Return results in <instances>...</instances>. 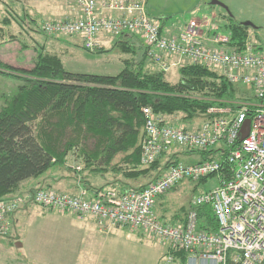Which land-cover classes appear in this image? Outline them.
I'll return each mask as SVG.
<instances>
[{
    "label": "built area",
    "instance_id": "2783aa9c",
    "mask_svg": "<svg viewBox=\"0 0 264 264\" xmlns=\"http://www.w3.org/2000/svg\"><path fill=\"white\" fill-rule=\"evenodd\" d=\"M69 1L77 5L78 15L44 20L40 27L47 36H79L84 48L96 51L102 46L100 36L132 35L143 41L148 56L164 71L175 58L202 64L236 86H247L252 94L243 95L233 106L208 108L197 125L173 124L178 116L143 107V165L177 149L209 154L196 164L168 159L163 173L141 189H98L90 196L86 188L78 194L42 188L32 195L2 200L0 235L10 230L9 216L32 201L62 213L91 216L102 231L112 226L141 231L167 245L161 264H263L264 46L251 36L242 46L230 45L229 34L206 37L196 19L182 27L162 26V20L150 14L148 0ZM247 120L249 132L244 137ZM69 166L80 170L82 164ZM208 178L217 183L193 196L185 221L170 223L156 214L158 197L185 181ZM203 205H210L217 219L215 232L199 225L196 208ZM184 252L187 258L182 263Z\"/></svg>",
    "mask_w": 264,
    "mask_h": 264
},
{
    "label": "trees",
    "instance_id": "16d2710c",
    "mask_svg": "<svg viewBox=\"0 0 264 264\" xmlns=\"http://www.w3.org/2000/svg\"><path fill=\"white\" fill-rule=\"evenodd\" d=\"M9 18L2 17V34L4 24L10 25ZM168 18H160L162 26H168ZM225 19L223 26L230 36V45L242 46L251 26L238 21L232 13ZM116 43L132 57L123 60L124 68L115 75L69 71L59 54L44 51V46L38 50L31 68L0 61V73L22 81L0 110V201L32 195L36 191H24L22 186L53 167L64 166L72 153L82 161V172L112 173L128 180L148 175L161 166L164 154L149 166L141 162L143 107L178 116L173 124L189 125L203 117L208 108L233 106L234 101L249 95L239 93V86L219 71L198 63L187 62L180 67L181 77L172 83L166 78V71L148 56L140 38L121 35ZM96 51H105L104 46ZM89 142L92 146H87ZM201 154L206 157L209 153ZM111 185V189H125L118 182ZM191 208L190 200L179 209L178 220L166 222L185 221ZM196 210L202 229L218 230L210 205ZM181 258L185 262L187 253H181Z\"/></svg>",
    "mask_w": 264,
    "mask_h": 264
},
{
    "label": "crops",
    "instance_id": "0c3cea01",
    "mask_svg": "<svg viewBox=\"0 0 264 264\" xmlns=\"http://www.w3.org/2000/svg\"><path fill=\"white\" fill-rule=\"evenodd\" d=\"M53 10L57 15L56 19L74 18L79 11L77 5L69 0H56ZM260 23H264V20ZM218 24L219 21L215 18L205 23L204 35L211 37L214 30L220 33ZM252 24L251 38L264 46V24ZM168 25L171 28L178 26L176 22H168ZM201 122L202 119L198 118L189 125ZM184 152L194 151L173 150L164 154V164L168 159L179 161V155ZM200 156L202 161L204 157L201 153ZM76 160L77 163L80 162L73 155H69L64 166L53 167L38 179L26 182L22 189L31 193L41 188H51L63 193L78 194L81 188H86L90 196L96 189H111V184L116 180L110 177V173L100 175L88 171L77 172L69 166ZM159 175L152 176L147 183L138 186L147 185ZM100 176L103 177L100 179ZM179 187L180 185L171 191ZM168 194L169 192L164 196ZM160 198H157L154 207L156 214L165 221L178 220L180 216L178 217L177 213L183 205L173 208L174 204L166 203ZM8 220L9 232L0 235V264H161L168 249L166 244L147 237L141 231L121 226H112L102 231L91 216L80 217L72 213H62L32 201L12 213ZM156 244L163 245L164 248Z\"/></svg>",
    "mask_w": 264,
    "mask_h": 264
},
{
    "label": "rangeland",
    "instance_id": "374dc122",
    "mask_svg": "<svg viewBox=\"0 0 264 264\" xmlns=\"http://www.w3.org/2000/svg\"><path fill=\"white\" fill-rule=\"evenodd\" d=\"M216 2L222 3L225 7ZM54 3L56 0H0V27L3 15L10 17V25L5 26L4 24L1 29L5 34L0 32L2 34L0 37V61L19 68H31L38 50L44 46V51L58 53L69 71L113 75L119 73L124 68L123 60L132 56L117 45V36L99 39L101 45H104L105 51L103 52L84 48L79 36H62L60 39L47 37L41 30L40 24L44 20L56 19L57 15L53 10ZM148 3L151 15L157 18L169 17L168 22H176L177 27H182L186 21L188 22L192 18H196L203 27L205 23H209L215 18L221 25V28L220 25L218 26L219 32L227 34L223 25L226 22L225 15L228 13L234 14L238 21L253 22L257 25L264 24L260 23L264 20V0H149ZM31 17L35 20L31 21ZM251 31L252 28H250L249 36L252 34ZM169 62L171 66L166 71V78L168 81L176 83L181 77L179 68L187 61L175 58L170 59ZM20 84L22 81L19 78L0 73V110L5 105L6 99L16 93ZM238 91L241 94H252L249 88L244 85H240ZM202 118L204 119V116L199 119ZM91 143L89 142L87 146H92ZM72 155L77 159L79 157L76 153H72ZM200 158L198 151L184 152L179 155V161L186 164L197 163ZM77 162L78 160L74 161L75 166L78 165ZM162 162L163 165L156 171L138 179L128 180L112 173H110V177L116 180L114 183L120 179V187H125V189L138 188L139 184L147 183L152 176L163 173L166 163L164 164V160ZM75 171L82 172V166L80 170ZM102 177L100 176V179ZM216 183L215 178H208L202 182L185 181L180 184L177 190L169 192L168 195L160 199L166 203L174 204L173 208L187 205L194 195L209 190ZM157 246L163 247V245Z\"/></svg>",
    "mask_w": 264,
    "mask_h": 264
},
{
    "label": "water",
    "instance_id": "95a60500",
    "mask_svg": "<svg viewBox=\"0 0 264 264\" xmlns=\"http://www.w3.org/2000/svg\"><path fill=\"white\" fill-rule=\"evenodd\" d=\"M217 4H220L221 6L225 7L222 3H219V2H216ZM245 25H250L252 26V22H243ZM249 124H250V120H247L246 123L244 124L243 126V129H242V133H243V136H247L248 132H249Z\"/></svg>",
    "mask_w": 264,
    "mask_h": 264
}]
</instances>
